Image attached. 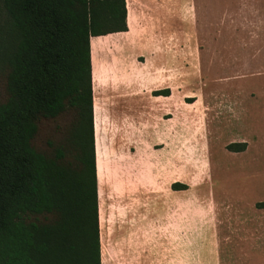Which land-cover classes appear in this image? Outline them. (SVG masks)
<instances>
[{"label": "rangeland", "instance_id": "obj_1", "mask_svg": "<svg viewBox=\"0 0 264 264\" xmlns=\"http://www.w3.org/2000/svg\"><path fill=\"white\" fill-rule=\"evenodd\" d=\"M136 1L134 9L128 0V32L93 40L102 264H121V244L112 243L111 234L128 208L160 210L162 238L176 229L192 232L193 264H218L219 250L223 264H264V213H255L264 204V179L248 144L229 149L233 139L248 142L250 135L208 131L201 55L185 53L184 6L170 17L153 12L146 4L151 0ZM170 18L177 36L164 37ZM5 23L0 0V28ZM166 89L169 96L154 95ZM217 91L206 88L207 96ZM216 117L210 109V121ZM176 182L184 189H174ZM219 218L225 219L220 227ZM169 245L161 244V264L170 263Z\"/></svg>", "mask_w": 264, "mask_h": 264}, {"label": "trees", "instance_id": "obj_2", "mask_svg": "<svg viewBox=\"0 0 264 264\" xmlns=\"http://www.w3.org/2000/svg\"><path fill=\"white\" fill-rule=\"evenodd\" d=\"M3 8L0 264H102L91 41L128 31L126 0Z\"/></svg>", "mask_w": 264, "mask_h": 264}, {"label": "crops", "instance_id": "obj_3", "mask_svg": "<svg viewBox=\"0 0 264 264\" xmlns=\"http://www.w3.org/2000/svg\"><path fill=\"white\" fill-rule=\"evenodd\" d=\"M132 1L135 9L138 3L136 0ZM146 4L153 12L170 17L177 14L179 6H184L185 53L187 56L197 53L201 55L205 125L208 118L209 132L217 129L218 133L222 131L227 136H237L242 130L248 132V142L233 139L231 144H248L249 150L255 151L259 175L264 179V0H151ZM126 7L129 30L132 25L128 0ZM173 21L176 20L170 18V27L161 30L164 37L177 36ZM126 32L128 31L117 33ZM94 38L99 37L92 38V54ZM163 53L175 52L164 50ZM210 85L218 89L216 95L207 96L206 88ZM246 102L249 103V108H244ZM210 109H215L216 120L210 121ZM94 118L97 136L95 104ZM96 156L100 183L102 160L98 140ZM261 196L264 203V193ZM255 210L256 214L257 211L264 213V204ZM134 211L128 208L125 212L127 218L116 224L111 234L112 243L121 244V264H161V244L167 240L170 242L169 264H193L192 232L185 229L179 234L176 229L162 238L160 210L145 208L144 212ZM220 211L222 209L219 208ZM134 215L149 217L143 219ZM223 221L225 222L224 218H219V227ZM222 262V251L219 250L218 264H223Z\"/></svg>", "mask_w": 264, "mask_h": 264}, {"label": "bare ground", "instance_id": "obj_4", "mask_svg": "<svg viewBox=\"0 0 264 264\" xmlns=\"http://www.w3.org/2000/svg\"><path fill=\"white\" fill-rule=\"evenodd\" d=\"M97 104H99V103H97ZM99 107V106H98ZM98 107L96 106V103H95V112H96V116L98 115ZM98 127L99 126H97V130H98ZM100 129V128H99Z\"/></svg>", "mask_w": 264, "mask_h": 264}]
</instances>
